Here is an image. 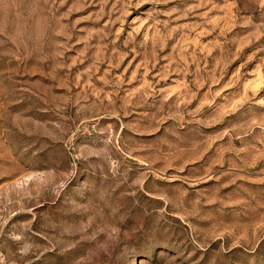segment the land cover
Masks as SVG:
<instances>
[{
	"label": "rangeland",
	"instance_id": "1",
	"mask_svg": "<svg viewBox=\"0 0 264 264\" xmlns=\"http://www.w3.org/2000/svg\"><path fill=\"white\" fill-rule=\"evenodd\" d=\"M0 264H264V0H0Z\"/></svg>",
	"mask_w": 264,
	"mask_h": 264
}]
</instances>
